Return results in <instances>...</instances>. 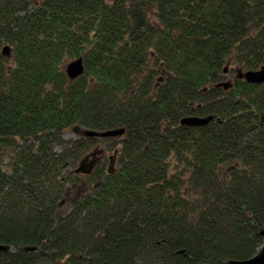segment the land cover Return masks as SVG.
Returning a JSON list of instances; mask_svg holds the SVG:
<instances>
[{
  "label": "trees",
  "instance_id": "obj_1",
  "mask_svg": "<svg viewBox=\"0 0 264 264\" xmlns=\"http://www.w3.org/2000/svg\"><path fill=\"white\" fill-rule=\"evenodd\" d=\"M228 64L264 66V0H0V264L256 255L264 83L215 87ZM71 127L125 132L66 141ZM100 141L120 146L112 172L64 175Z\"/></svg>",
  "mask_w": 264,
  "mask_h": 264
},
{
  "label": "water",
  "instance_id": "obj_2",
  "mask_svg": "<svg viewBox=\"0 0 264 264\" xmlns=\"http://www.w3.org/2000/svg\"><path fill=\"white\" fill-rule=\"evenodd\" d=\"M4 55H9L8 47H4L2 50ZM228 66V65H227ZM85 69L83 65L82 58H77L65 66L66 75L70 80H75L81 75H83ZM227 73V67L224 69V74ZM236 78L239 80H244L250 84H262L264 83V66H261L257 70H238L236 74ZM217 88H224L228 90L232 87L231 81L220 82L215 85ZM214 120V116L207 117H199V116H187L180 120V124L188 127H200L208 125L211 121ZM261 122L264 123V116L260 119ZM77 133L85 137H94V138H114L122 136L125 132L124 128L112 129L107 131H93L87 129L75 128ZM99 150H95L89 155L85 156L78 164V166L73 170L74 174H84L88 175L93 170L96 165L97 158L96 155L99 154ZM91 157V159H89ZM108 171L112 172V162L109 163ZM35 247H26L25 251H35ZM12 247L8 245L0 244V253L1 252H11ZM229 264H264V245L258 251L256 255L246 260H233L230 261Z\"/></svg>",
  "mask_w": 264,
  "mask_h": 264
},
{
  "label": "rangeland",
  "instance_id": "obj_3",
  "mask_svg": "<svg viewBox=\"0 0 264 264\" xmlns=\"http://www.w3.org/2000/svg\"><path fill=\"white\" fill-rule=\"evenodd\" d=\"M237 70L238 69H236V71ZM235 76H236V72L233 73L230 71L229 74L226 75L225 79H223V81H231L232 82V80L234 79ZM80 136H81V134L76 132L75 127H71L69 129H67L66 132L63 133L62 138L66 141H75V140H78L80 138ZM119 148H120V146H118V145L114 147L110 141H100L90 151H88L86 155H89L90 153H92L95 150H99L100 153L96 155L97 162H99V160H101V159H104L106 161L107 168L109 167V163L112 162V169L114 170L117 167V159H118L117 153H118ZM55 150L57 152H61L63 149H62V147H56ZM86 155H83V157H81L77 161V163L75 164V167L73 169H75L78 166L79 162ZM89 159H91V157ZM73 169L66 170L64 175L69 174V172ZM76 194H77L76 190H71L68 193V195L71 198H74L76 196Z\"/></svg>",
  "mask_w": 264,
  "mask_h": 264
}]
</instances>
